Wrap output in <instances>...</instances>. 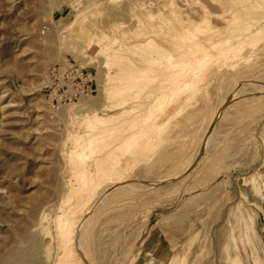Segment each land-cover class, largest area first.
<instances>
[{"label": "rangeland", "instance_id": "1", "mask_svg": "<svg viewBox=\"0 0 264 264\" xmlns=\"http://www.w3.org/2000/svg\"><path fill=\"white\" fill-rule=\"evenodd\" d=\"M63 61L88 87L50 109ZM262 86L264 0H0V264L71 255L70 224L114 173L137 186L87 212L88 264H264Z\"/></svg>", "mask_w": 264, "mask_h": 264}, {"label": "bare ground", "instance_id": "2", "mask_svg": "<svg viewBox=\"0 0 264 264\" xmlns=\"http://www.w3.org/2000/svg\"><path fill=\"white\" fill-rule=\"evenodd\" d=\"M175 16V15H174ZM176 17V16H175ZM178 18V17H177ZM176 18V19H177ZM179 19V18H178ZM167 21V20H166ZM180 21V20H179ZM163 22H164V20H163ZM165 25H166V23H164ZM163 24V25H164ZM181 24H182V21H181ZM160 26V25H159ZM169 26V25H168ZM166 27V26H165ZM162 28V27H161ZM172 30V29H171ZM187 30H189V29H187ZM172 31H174V30H172ZM143 33V32H142ZM188 33H189V31H188ZM153 34V33H152ZM140 35H142V34H140ZM144 35V34H143ZM145 36V35H144ZM141 37V36H140ZM164 38V37H163ZM110 39V38H109ZM141 42H143V41H141ZM148 42V41H147ZM146 42V43H147ZM150 42V41H149ZM196 42V41H195ZM139 44H140V42H138ZM137 43V45H136V43H135V45L137 46V47H141V46H138L139 44ZM145 43V44H146ZM152 43H154V41L152 42ZM198 43V42H197ZM149 44V43H148ZM123 45V44H122ZM133 45V44H132ZM131 45V46H132ZM135 45H133V47L135 48L136 46ZM142 45V44H141ZM151 45V44H150ZM154 45V44H153ZM153 45H151V46H153ZM104 46V45H103ZM146 46V45H145ZM144 46V47H145ZM149 46V45H148ZM155 46V45H154ZM153 46V47H154ZM126 47V46H125ZM129 47V46H128ZM119 48H120V46H119ZM118 48V49H119ZM133 48V49H134ZM121 49V48H120ZM128 49V48H127ZM149 49H153V48H149ZM129 50V49H128ZM135 50H137L136 48H135ZM141 51V53H142V55L143 54H145L146 52V49H145V51H143V49H140ZM147 50H148V48H147ZM159 50V49H158ZM162 50V49H161ZM153 51V50H152ZM160 51V50H159ZM115 52H117V51H115ZM130 52V51H129ZM143 52H145V53H143ZM155 52V51H154ZM133 53V52H132ZM159 53V52H158ZM161 53V52H160ZM113 54V53H112ZM118 54V53H117ZM116 54V55H117ZM134 54H135V52H134ZM140 54V53H139ZM151 55V54H153V52L151 53V52H148V54L147 55ZM136 55V54H135ZM141 55V56H142ZM164 55H165V53H164ZM122 56V55H121ZM153 56V55H152ZM151 56V57H152ZM161 56V55H160ZM163 56V55H162ZM116 58L118 57V56H115ZM139 57H140V55H139ZM139 57H138V59H139ZM112 58V57H111ZM114 58V57H113ZM119 58H120V56H119ZM150 58V56H147V57H145L144 59H143V56L141 57V60H139V62H141V61H146V60H148ZM153 58V57H152ZM120 59H122V58H120ZM123 59H125V58H123ZM122 59V60H123ZM127 59H128V57H127ZM133 59V58H132ZM130 61V60H129ZM128 60L126 61V63L128 62L129 63V65L132 63H130ZM135 62H137L136 60H134ZM151 61V60H150ZM155 61V60H154ZM147 62V61H146ZM109 63V62H108ZM125 63V64H126ZM128 63L124 66V71H132L133 73L135 72V71H137V69H138V67H136L137 65H135V67L133 68V67H130V66H127L128 65ZM148 63V62H147ZM151 63H153V64H155L154 62H151ZM133 64V63H132ZM131 64V65H132ZM119 65V64H118ZM121 65H122V62H121ZM158 65H159V62H158ZM110 67V66H109ZM122 67V66H121ZM119 68H120V66H119ZM132 69V70H131ZM113 70V69H112ZM123 70V69H122ZM135 70V71H134ZM138 70H140V69H138ZM119 71V70H118ZM113 72H115V71H113ZM120 72V71H119ZM128 73V74H123V75H127L126 77H125V81L127 82V79L129 80V79H132V78H134L135 79V77H137V76H135V73H137V72H135L134 74L133 73ZM139 72V71H138ZM116 73H117V71H116ZM122 73V72H121ZM126 73V72H125ZM140 73V72H139ZM138 73V74H139ZM154 73V72H153ZM109 74H111L110 72H109ZM119 75H120V73H118ZM140 74H143L142 72L140 73ZM112 75V74H111ZM144 75V74H143ZM147 75V74H146ZM196 75V74H195ZM145 76V75H144ZM124 77V76H123ZM193 77V76H192ZM113 78V77H112ZM116 78V77H115ZM114 78V79H115ZM118 78V77H117ZM123 80H124V78H122ZM122 79H121V81H122ZM138 79V78H137ZM139 80V79H138ZM114 81V80H113ZM116 81V80H115ZM114 81V82H115ZM118 81H119V79H118ZM111 82H112V80H111ZM132 82V81H131ZM110 83V82H109ZM117 84V83H116ZM132 84V83H131ZM113 85V84H112ZM123 85H125V84H123ZM249 85V84H248ZM182 86V85H181ZM251 86V85H250ZM110 87H112V86H110ZM125 87V86H124ZM128 86H126V88H125V91H126V93H128V91H130L129 90V87L127 88ZM135 87V86H134ZM134 87H132V88H134ZM107 88V87H106ZM113 88V87H112ZM183 88V87H182ZM250 88V87H249ZM111 89V88H110ZM110 89H108V90H110ZM116 89V88H115ZM114 89V90H115ZM130 89H131V86H130ZM178 89V88H177ZM122 90V89H121ZM180 90V89H179ZM251 90H253L252 88H251ZM250 90V91H251ZM256 90V89H255ZM124 91V92H125ZM186 91V90H185ZM107 92V91H106ZM112 92H114L113 90H112ZM115 92H117V91H115ZM121 92V91H120ZM122 92H123V90H122ZM121 92V93H122ZM140 92V91H139ZM142 92V91H141ZM186 92H188V91H186ZM257 92H260V93H264V87L262 86V89H258L257 90ZM111 93V92H110ZM117 93H119V92H117ZM134 93V92H133ZM256 92L253 90L252 92H251V94L250 95H252V94H255ZM109 94V93H108ZM116 94V93H115ZM120 94V93H119ZM176 94V93H175ZM190 94H191V92H190ZM135 95V94H134ZM137 95H138V92H137ZM136 95V96H137ZM241 95V94H240ZM249 95V94H248ZM105 96V95H104ZM106 96H107V94H106ZM188 96H191V95H188ZM242 96V95H241ZM241 96H240V98H241ZM113 97V96H112ZM116 97H117V95H116ZM139 97V96H138ZM238 97V96H237ZM109 98V97H108ZM177 98V97H176ZM239 98V99H240ZM243 98V97H242ZM141 99V98H140ZM236 99H238V98H236ZM241 100V99H240ZM249 100V99H248ZM112 101H113V98H112ZM156 101V100H155ZM173 101V100H172ZM171 101V102H172ZM177 101V100H176ZM234 101V100H233ZM240 102V101H239ZM114 103V102H113ZM132 104V103H131ZM170 104V103H169ZM115 104H113V105H110V106H112V108H113V106H114ZM119 105H120V103H119ZM126 105V104H125ZM148 105V104H147ZM153 105V104H152ZM151 105V106H152ZM178 105H179V103H178ZM105 106H108V105H105ZM116 106V105H115ZM140 107V106H139ZM110 108V107H109ZM130 110V109H129ZM128 110V111H129ZM135 110V109H134ZM165 110V109H164ZM101 111V110H100ZM131 111H133V110H131ZM136 111V110H135ZM143 112H144V110H142ZM147 111H148V109H147ZM140 112V111H139ZM94 113V112H93ZM105 113V112H104ZM123 113H125V112H123ZM115 114H117L116 112H115ZM125 114H128V113H125ZM136 114V113H135ZM138 114V113H137ZM142 114V113H141ZM97 115V114H96ZM111 115V114H110ZM158 115V114H157ZM161 115V114H160ZM103 116V115H102ZM90 117V116H89ZM88 117V118H89ZM94 117V116H93ZM98 117V116H97ZM104 117V116H103ZM112 117H114V115H112ZM120 117V116H119ZM156 117V116H155ZM91 118V117H90ZM98 118H100V117H98ZM97 118V119H98ZM133 118V117H132ZM135 118V117H134ZM156 118H158V117H156ZM94 119H96V118H93L92 120H94ZM102 119V118H101ZM110 119V118H109ZM111 119H113V118H111ZM117 119V118H116ZM159 119V118H158ZM91 120V119H90ZM123 120H125V119H123ZM113 121V120H112ZM153 121V120H152ZM88 122V121H87ZM97 122V121H96ZM107 122V121H106ZM105 122V123H106ZM124 122V121H123ZM133 122V121H132ZM131 122V123H132ZM164 122V121H163ZM109 123V122H108ZM111 123V122H110ZM114 123V122H113ZM120 123V122H119ZM158 122H156V125H158L157 124ZM84 124V123H83ZM89 124V123H88ZM90 124H92V123H90ZM154 124V123H153ZM98 125V124H97ZM117 125V124H116ZM149 125V124H148ZM100 126V125H99ZM151 126H155V124L154 125H151ZM83 127V126H82ZM107 127V126H106ZM118 127V126H117ZM148 127V126H147ZM155 127H157V126H155ZM93 128V127H92ZM154 128V127H153ZM158 128H159V126H158ZM98 129V128H97ZM116 129V128H115ZM117 129H119V127L117 128ZM157 129V128H156ZM93 130H95V129H93ZM100 130V129H99ZM112 130V129H111ZM102 131H105L104 129H102ZM107 131L108 130H106V133H107ZM97 132V131H96ZM206 132V131H205ZM83 133V132H82ZM118 133V132H117ZM146 133V131L144 132V134ZM149 133V132H148ZM154 133V132H153ZM100 134V133H99ZM102 134V133H101ZM112 134V133H111ZM120 134V133H119ZM82 135V134H81ZM110 135V134H109ZM146 136H147V134H145ZM97 136V135H96ZM106 136V135H105ZM104 136V137H105ZM133 136V135H132ZM104 137H103V139H104ZM108 137V136H107ZM115 137V136H114ZM142 137H143V135H142ZM85 138V137H84ZM83 138V139H84ZM90 138V137H89ZM118 138H119V135H118ZM134 138V137H133ZM136 138V137H135ZM82 139V140H83ZM88 139V138H87ZM98 139V138H97ZM110 139H112V138H110ZM117 139V138H116ZM127 139V138H126ZM129 139V138H128ZM137 139V138H136ZM143 139V138H142ZM202 139V138H201ZM81 140V139H80ZM89 140V139H88ZM91 140V139H90ZM94 140H96V139H94ZM99 140V139H98ZM124 140V139H123ZM147 140V139H146ZM112 141V140H111ZM126 141V140H125ZM148 141V140H147ZM152 141V140H151ZM85 142V141H84ZM113 142V141H112ZM111 142V143H112ZM145 142V141H144ZM200 142V141H199ZM82 143V142H81ZM110 143V144H111ZM126 143V142H125ZM203 143H204V140H203ZM104 144V143H103ZM108 145H110L109 143H107ZM123 144H124V142H123ZM134 144V143H133ZM136 144V143H135ZM149 144V143H148ZM200 144V143H199ZM139 145V144H138ZM145 145V144H144ZM203 145V144H202ZM202 145H201V147H200V149L202 148ZM95 146V145H94ZM104 146H107V145H103V146H101L100 145V149H101V147L103 148ZM124 146V145H123ZM130 146V145H129ZM137 146V145H136ZM140 146V145H139ZM198 146H196V148H197ZM95 148V147H94ZM97 148V147H96ZM113 148V147H112ZM120 148H122V147H120ZM129 148V147H128ZM137 148V147H136ZM141 147H139V149H140ZM114 149V148H113ZM118 149V148H117ZM197 149H199V148H197ZM80 150H82V149H80ZM96 150V149H95ZM103 150V149H102ZM134 150V149H133ZM138 150V149H137ZM141 150V149H140ZM91 151V150H90ZM98 151V150H97ZM111 151V150H110ZM110 151H107L108 152V154L110 153ZM130 151V150H129ZM112 152H114L113 150H112ZM124 152V151H123ZM130 152H133V151H130ZM136 152V151H135ZM141 152V151H140ZM139 152V153H140ZM81 153V152H80ZM121 153V152H120ZM127 153H129V152H127ZM95 154V153H94ZM106 154V153H105ZM105 154H104V156H105ZM111 154V153H110ZM125 154V153H124ZM148 154V153H147ZM197 154V153H196ZM196 154H194L195 156H196ZM129 155H130V153H129ZM133 155V154H132ZM139 155V154H138ZM109 157V155H106L105 157L106 158H108ZM117 156V155H116ZM123 156V155H122ZM100 157V156H99ZM118 157H120V156H118ZM146 157V156H145ZM144 157V158H145ZM194 157V156H193ZM110 158V157H109ZM108 158V159H109ZM115 158V157H114ZM117 158V157H116ZM195 158V157H194ZM194 158H193V161H194ZM80 159V158H79ZM78 159V160H79ZM93 159H95V158H93ZM100 159V158H99ZM102 159V158H101ZM119 159V158H118ZM190 159V158H189ZM112 160V159H111ZM133 160H135V159H133ZM106 161H107V159H106ZM93 162V161H92ZM96 162V161H95ZM94 162V163H95ZM120 162V161H119ZM100 163V162H99ZM106 163V162H105ZM113 163V162H112ZM125 163V162H124ZM190 163H192V161L190 162ZM88 164V163H87ZM92 164V163H91ZM108 164V163H107ZM114 164H115V162H114ZM116 164H117V162H116ZM115 164V165H116ZM85 165V164H84ZM93 165H95V164H93ZM100 165H101V163H100ZM120 165H122V163L120 164ZM128 165V164H127ZM187 165L189 166V164H188V162H187ZM68 166V165H67ZM109 166H110V164H109ZM119 166V165H118ZM124 165H122V167H123ZM186 166V165H185ZM188 166L186 167L187 169H188ZM94 167V166H93ZM96 167V166H95ZM100 167V166H99ZM117 167V166H116ZM101 168H102V166H101ZM107 168V167H106ZM105 168V169H106ZM112 168V167H111ZM110 168V169H111ZM126 168H127V166H126ZM96 169V168H95ZM99 169V168H98ZM109 169V170H110ZM129 169V168H128ZM182 169L183 170H185L183 167H182ZM114 170V169H113ZM92 171V170H91ZM96 171V170H95ZM99 171V170H98ZM108 171V170H107ZM118 171H119V169H118ZM117 171V172H118ZM122 171V170H121ZM121 171L119 172V175H120V173H121ZM127 171L128 170H126V173H127ZM93 172V171H92ZM105 172V171H104ZM103 172V173H104ZM110 172V171H109ZM109 172H108V174H109ZM112 172V171H111ZM115 171H113L112 173H114ZM123 172H125L124 170H123ZM178 172V171H177ZM180 172H181V169H180ZM99 173H100V171H99ZM99 173H97L96 172V174H99ZM107 173V172H106ZM111 173V174H112ZM126 173H124V174H126ZM93 174H95V172L93 173ZM95 174V175H96ZM101 174V173H100ZM105 174V173H104ZM111 174H109L110 176H111ZM117 175H118V173H116ZM115 173H114V175L116 176V177H114L113 175V177H114V179H113V181L110 183V184H108V185H106L105 183H103V184H105L106 186H104L103 188H102V190L100 191V192H97L98 193V195L95 197L96 199H95V201H94V203L93 204H90V205H92L91 207H94V204H96L102 197H104V195L106 196V194H108L109 193V191L111 192L112 190L113 191H115L114 189H122V188H126V187H130V186H135L136 184L135 183H133V182H128L127 183V180H129V178H122V177H119V176H117ZM123 174V176H125ZM102 175V174H101ZM110 176H108V177H110ZM176 176V175H175ZM178 176V175H177ZM75 177V176H74ZM102 177H103V175H102ZM105 177V176H104ZM63 178V177H62ZM79 178V177H78ZM81 178V177H80ZM97 178V177H96ZM162 178V177H161ZM171 177H166V179H163V180H161V181H165V180H167V179H170ZM111 179V180H112ZM132 179V178H131ZM137 179V178H136ZM104 180V179H103ZM102 180V181H103ZM108 180H110V179H108ZM159 180V179H158ZM104 181H106V180H104ZM157 181V180H156ZM97 182H99V180L97 181ZM150 182V181H149ZM137 183V182H136ZM153 183V182H152ZM152 183H143L142 185L145 187V186H148L149 184H151V186H152ZM160 183V182H159ZM139 185H140V183H138ZM156 184H154L153 183V186H155ZM137 186V185H136ZM142 186V187H143ZM150 186V185H149ZM148 186V187H149ZM150 186V187H151ZM152 186V187H153ZM140 187V186H139ZM69 188V187H68ZM79 188V187H78ZM77 188V189H78ZM136 188V187H135ZM141 188V187H140ZM73 189V188H72ZM94 189V188H93ZM79 190V189H78ZM117 190L115 191V192H117ZM66 191V190H65ZM72 191V190H71ZM75 192V191H74ZM95 192V191H94ZM67 193V192H66ZM114 193V192H113ZM91 194V193H90ZM111 194V193H110ZM121 194V193H120ZM96 195V194H95ZM91 196V195H90ZM94 196V195H93ZM113 196H115V195H113ZM89 198V197H88ZM111 199V198H110ZM88 201V200H87ZM86 204V203H85ZM89 205V204H88ZM86 206V205H85ZM80 207V206H79ZM91 207H89L88 209H86V211L83 213V214H79L80 216H78V217H75L76 219L74 220V222H73V226L70 224V226L72 227V229H69V228H71V227H68V229L69 230H71V233H72V235H71V233H69L68 235H71L70 237H68V238H71V239H69L70 241V243H71V240H72V244H70L69 243V245H72L71 247H73V252L75 251V249H74V244H75V247L78 245V247L80 248V242H79V239H78V235H79V229H80V227H81V225L83 224V222H85L84 221V219H85V216L87 215V212L88 211H90L92 208ZM83 209V208H82ZM76 210V209H75ZM74 215V214H73ZM73 217V216H72ZM70 218H71V216H70ZM91 218V217H90ZM68 220V219H67ZM64 221V220H63ZM72 222V221H71ZM69 223V222H68ZM59 226H61V225H59ZM62 230V229H61ZM66 231V230H65ZM64 235V234H63ZM63 242V241H62ZM68 242V241H67ZM66 246V245H65ZM68 247H70V246H68ZM70 250H71V248H69ZM76 249H78L77 247H76ZM81 249V248H80ZM80 249H78V250H80ZM63 251H65V250H63ZM70 252L71 253V255L70 254H64L63 256H62V258L59 260V261H57V263L58 264H86V263H88L87 262V258H86V256H85V254L83 253V251L81 252V250H80V261H81V263L80 262H78L76 259H74L73 260V257L75 256V254L73 253V252ZM65 253H67V251L65 252ZM9 254V253H8ZM22 255H11L8 259L10 260V262H14V263H19L21 260H22ZM5 259H7V257L6 258H4V261H5ZM7 261V260H6ZM23 261V260H22ZM21 261V262H22ZM5 263H7V262H5ZM4 263V264H5ZM56 263V264H57ZM12 264V263H11Z\"/></svg>", "mask_w": 264, "mask_h": 264}, {"label": "built area", "instance_id": "3", "mask_svg": "<svg viewBox=\"0 0 264 264\" xmlns=\"http://www.w3.org/2000/svg\"><path fill=\"white\" fill-rule=\"evenodd\" d=\"M46 72L44 95L50 109L83 97L88 79L81 66L63 61L52 64Z\"/></svg>", "mask_w": 264, "mask_h": 264}, {"label": "water", "instance_id": "4", "mask_svg": "<svg viewBox=\"0 0 264 264\" xmlns=\"http://www.w3.org/2000/svg\"><path fill=\"white\" fill-rule=\"evenodd\" d=\"M199 158V157H198ZM86 264H88V263H86Z\"/></svg>", "mask_w": 264, "mask_h": 264}]
</instances>
